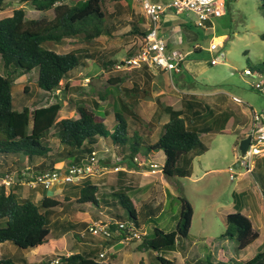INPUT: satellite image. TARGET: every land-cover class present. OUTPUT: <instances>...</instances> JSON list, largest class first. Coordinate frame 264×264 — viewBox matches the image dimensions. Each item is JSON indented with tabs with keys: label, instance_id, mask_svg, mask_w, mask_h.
<instances>
[{
	"label": "rangeland",
	"instance_id": "374dc122",
	"mask_svg": "<svg viewBox=\"0 0 264 264\" xmlns=\"http://www.w3.org/2000/svg\"><path fill=\"white\" fill-rule=\"evenodd\" d=\"M65 1L74 3L77 0ZM223 1V14L214 17L208 28L197 26L193 13L189 11L172 15V24L177 23L181 27V34L174 48L183 52L191 51L182 62V70L179 73L169 74L146 69L149 73L147 76L141 70L136 72L137 69H114L115 64L134 54L143 42L142 35L132 31V24L139 23L140 27L144 28L147 20L139 0H124L119 3L102 0L106 30L101 35L91 41L70 37L59 42L46 41L42 44L59 53L75 48L81 50V63L72 72V77L81 80L78 88L74 87L75 90L69 92L62 84L59 89L45 91L37 86L36 68L31 70V73L14 77L12 82L14 109L19 110L24 106H47L59 101L62 102L59 116L76 118L77 103H85L96 109V113L109 129L112 124H119L112 116L113 110H118V104L111 101L113 98H122L131 103L133 110L138 114V120L134 122L127 112H123L122 115L129 124V132L135 128L152 140L159 136L162 124L168 119L163 109L167 104L179 106L184 111L182 101L193 102L196 114L193 110H185L186 117L193 121L199 130L206 126L211 129L203 132L196 130L202 142L208 146L204 153L194 155L190 152L179 159L178 166L188 169L186 176H178L168 182L160 171H152L150 162L162 166V153L151 155L141 167L129 169L120 164L115 149L106 145L96 151V161L90 175L92 182L99 185L98 194L101 195L113 190L118 171L127 174L126 183L132 185L131 190H136L131 193L135 207L139 210L142 202H147V206L137 215L140 230L147 235L146 238L152 236L155 226L164 231L175 229L180 211L178 197L185 196L193 208L188 235L178 237L174 249L160 252L139 248L140 237L103 244L105 240L91 235L86 228L93 221H108L111 218L117 220L116 215H119L121 220H128L129 215L120 203L114 199V204L110 205L102 202H99V205L80 204L76 200V193L65 189L71 187L72 183L55 181L48 188L31 187L29 182L33 179L35 167H23L25 163L33 166L34 163L21 156L18 165L7 162L11 165L10 170L23 168L19 173L18 183L11 188L19 187L21 195H30L36 201L46 194L59 200L60 204L52 207L48 213L52 236L47 243L26 251L10 241H4L0 243L1 256L18 258L25 255L28 264H40L47 259H56L60 253L82 252L93 247L97 249L98 259H102L98 257V251L107 249L103 261L110 260L115 264H137L140 260L144 264H161L156 258L157 255L171 260V264H206V257L231 263L238 260L242 264L262 248L264 158L252 159L251 172L245 171L242 166L229 170L240 158L238 147L242 132L239 129H244L247 122L221 127L211 120L216 114L227 109L232 112L236 110L234 114L237 119L244 116L241 111H244L245 118H248L251 109L264 110V92L254 88V83L264 78V74L260 77L258 74H243L245 69L253 71L254 67L264 60V39L259 36L264 33V17L259 7L260 0ZM5 2L4 9L0 11V18L11 15L15 8H23L26 20L53 16L52 10L40 11L28 3H20L19 0ZM174 34L173 29L167 31L169 37ZM212 40L217 41L220 47L218 50L225 53L223 62L210 63V59L217 54V50H207ZM194 47L199 48V51H194ZM104 62L106 63L103 65ZM0 72L5 74L2 67ZM119 77L122 81L115 84L113 79ZM135 84L137 87L133 88ZM189 119L186 118L188 124L194 126ZM48 137L52 150L61 149L55 135ZM59 161L55 167L57 170H63L69 163L68 160ZM230 173L234 175L233 179L230 178ZM128 194L130 195L129 191ZM65 195L67 197H64ZM156 205L159 206L157 209ZM40 210L43 211V208ZM235 211L247 215L253 228L259 233L258 238L243 250L237 249L235 238L224 235L225 217ZM2 225H5L4 221L0 222V226ZM17 260L18 264H22L19 258Z\"/></svg>",
	"mask_w": 264,
	"mask_h": 264
},
{
	"label": "trees",
	"instance_id": "16d2710c",
	"mask_svg": "<svg viewBox=\"0 0 264 264\" xmlns=\"http://www.w3.org/2000/svg\"><path fill=\"white\" fill-rule=\"evenodd\" d=\"M109 1L124 2V0ZM19 2L28 3L40 11L52 10L53 16L26 20L23 8H15L11 15L0 18V67L5 70V74L0 72V173L13 171L20 173V168L10 170V166L18 165L21 156L26 161L34 163V166L25 163L29 168L35 167L33 174L55 169L59 160L81 164L89 159L93 151L100 148V140H104L113 146L119 156L120 164L126 165L129 169L141 167L139 163L147 161L151 155L161 150L164 155L161 167L163 175L168 180L186 176L188 169L178 166L179 159L190 152L199 155L208 149L196 131L197 125L184 113L185 110L188 112L195 107L189 100L182 101V105L185 106L184 111L181 107L172 104L165 106L164 111L168 119L162 124V131L155 140L143 136L135 128L131 133L129 132V124L122 114L127 112L134 122H137L138 114L133 110V105L122 98H113L111 101L118 104V110L114 109L112 116L117 123L119 122L112 124L111 129L105 126L96 109L90 108L85 103H77L76 118L59 116L62 107V102L59 101L41 107L24 106L19 110L13 108L14 77L31 73L34 68L37 69V86L45 91L59 89L60 85L64 84V88L72 92L75 90L74 87L78 88L80 85V78L72 77V72L81 63V50L75 48L59 53L44 47L42 45L44 42H59L70 37L91 41L106 30L102 0L81 2L77 0L74 3L65 0H19ZM5 3V0H0V11L4 9ZM259 7L264 17V0H260ZM137 24H132V31L143 36L146 29ZM259 36L264 39V33ZM194 51H199V48L194 47ZM142 70L149 76L146 69L142 68ZM251 72L262 76L264 60ZM120 81H122L121 77L113 79L115 84ZM135 87L137 84L133 88ZM193 111L196 114V110ZM186 118L194 126L191 127ZM52 134L58 138L61 149L50 148L48 136ZM242 138L244 136H241ZM9 161L11 165L7 164ZM124 175L123 171H118L116 187L106 194H98V185L92 182L90 177L72 183L71 187L78 188L75 189V193L76 200L80 204L99 205V202H102L110 205L114 204L112 200L116 199L127 211L129 219L125 221L121 220L119 215H113L118 218L117 220L111 218L113 222L124 221L126 225L122 229H117V224H111V229L116 232L111 240L105 242L121 241L137 230L141 238L139 248H149L157 252L174 249L177 238L188 235L193 214L189 201L183 195L178 197L179 220L174 230L164 231L155 226L152 236L146 238L147 235L140 230L137 215L147 206V202L143 201L139 210L135 207L131 193H135L136 190H131L132 185L126 183ZM59 204V200L46 194L36 201L30 195H20L14 188L7 189L5 186H0V222H5V225L0 226V243L10 241L26 251L47 243L52 236L48 213L52 207ZM158 207L156 205L155 209ZM41 208L43 211L40 210ZM224 235L231 239L235 238L237 249L243 250L258 238L259 233L253 228L252 221L247 215L235 211L225 217ZM96 251L97 249L94 248L89 251L60 254L56 259H47L40 264H115L110 260L103 261L104 257L98 259ZM18 258L22 264L29 263L25 255ZM18 258H4L0 254V264H18ZM156 258L161 264H171V260L161 255H157ZM205 260H207L206 264H240L238 260H233L232 263L214 261L208 257ZM137 264L144 262L140 260ZM242 264H264V245Z\"/></svg>",
	"mask_w": 264,
	"mask_h": 264
},
{
	"label": "built area",
	"instance_id": "2783aa9c",
	"mask_svg": "<svg viewBox=\"0 0 264 264\" xmlns=\"http://www.w3.org/2000/svg\"><path fill=\"white\" fill-rule=\"evenodd\" d=\"M144 16L147 20L146 31L142 36V44L139 49L114 65V69L131 71L132 69H141L146 67L155 72L179 73L182 70V62L191 53V51L183 52L176 48H168L165 35L161 30L162 16L171 11L174 14H179L184 11L193 13L195 17V24L201 28L210 27V23L214 17H219L224 12L223 0H139ZM219 43L217 41H210L207 47L209 52L217 50V54L210 59L211 64L223 62L225 53L218 50ZM257 75V73L253 72ZM251 70L245 69L243 74L252 75ZM259 75V74H258ZM260 77V75H259ZM254 88L264 92V79L254 83ZM250 136L248 147L243 155H240V165L245 168V171L251 172L253 170V158H264V110H251V126L246 136ZM96 151H93L87 161L81 164L68 163L63 170H47L33 175V179L29 182L31 187L42 186L48 188L55 181L64 183H78L83 178L90 177L93 172V166L96 161ZM141 162L139 164H143ZM152 171L161 170V167L156 162H150ZM233 167H230L231 170ZM22 172V170H20ZM24 172V171H23ZM230 178L234 175L230 173ZM19 173L16 171L0 173V186H5L7 189L18 183ZM111 224H117V229L125 227L124 221H115L111 219L108 221H94L87 226V230L91 235L102 238V240H111L115 235L114 230L111 229ZM84 235V234H82ZM140 237L137 230L131 233L125 239H132ZM123 239V240H125ZM122 241V240H121ZM105 257V252L99 253V258ZM57 262V260H55Z\"/></svg>",
	"mask_w": 264,
	"mask_h": 264
},
{
	"label": "crops",
	"instance_id": "0c3cea01",
	"mask_svg": "<svg viewBox=\"0 0 264 264\" xmlns=\"http://www.w3.org/2000/svg\"><path fill=\"white\" fill-rule=\"evenodd\" d=\"M172 15H174V13H172L171 11H167L163 16H162V19H161V30L163 31V33H164V35H165V39H166V42H167V44H168V48H170V49H172V48H174V46L177 44V40H178V37L180 36V34H181V27L177 24V23H175V24H172V22L170 21V20H172ZM174 30L175 31V34L173 35V36H171V37H169L168 35H167V31H169V30ZM144 69H147L146 67H143ZM144 72L143 70H142V68L141 69H137V71L136 72ZM165 108V107H164ZM163 108V109H164ZM227 109V108H226ZM252 110V109H251ZM236 111V110H235ZM235 111L234 112H232V111H228V109L227 110H222L221 112H220V114H216L213 118H212V122H214L215 124H217V125H219V126H227L228 124H231V123H237V122H241V123H244L245 124V122H247L246 124H247V126L244 128V129H239V130H241V132H242V136H246V134H247V132H248V130L250 129V126H251V114L250 115H248L249 117L248 118H245L246 116H245V112L244 111H241L240 113H242V114H244V116H242L241 117V119H237V117L235 116ZM210 130L211 129V127L210 126H206V127H204V128H202V130ZM245 130V131H244ZM241 139V138H240ZM100 143H101V145H100V148L97 150V151H100V149H102V147H103V145H106V146H110L112 149H113V146L112 145H109V144H107L106 143V141H104V140H100ZM158 153H162V155H163V152L160 150V151H157V152H155L154 154H158ZM147 161H148V159H147ZM151 161H153V160H151ZM163 161H164V155H163ZM237 162V161H236ZM235 162V163H236ZM59 163V162H58ZM235 163H233V165L235 164ZM162 165H163V163H162ZM31 167V166H30ZM23 168H29V166L28 165H25V167H23ZM23 168H21L20 170H22ZM125 173V172H124ZM160 173H161V175H162V177H164L166 180H168L164 175H163V173H162V171L160 170ZM124 178H125V180H126V178H127V174L125 173V175H124ZM117 180H118V172H117V179H116V184H115V187H116V185H117ZM168 182H169V180H168ZM97 184V183H96ZM129 184V183H128ZM98 185V184H97ZM130 185V184H129ZM114 187V188H115ZM18 188L19 187H16V189H15V191H17V193H21V192H19L18 191ZM113 188V189H114ZM65 189L66 190H71V191H73V192H76V190H75V188H72V187H65ZM98 190H99V185H98ZM99 192V191H98ZM102 194H106V193H102ZM21 195V194H20ZM23 196V195H22ZM64 197H67V195H65ZM94 222V221H93ZM92 223V222H91ZM90 223V224H91ZM118 241H116L115 243H117ZM105 243V241H103V244ZM114 243V244H115ZM38 248V247H37ZM36 248V249H37ZM92 249H94L93 247L92 248H88V249H85L86 251H89V250H92ZM107 249H102V250H100V251H98L99 253L100 252H105V253H107V251H106ZM61 254V253H60ZM99 256V255H98ZM114 258V257H113ZM114 261L115 260H117V259H113Z\"/></svg>",
	"mask_w": 264,
	"mask_h": 264
},
{
	"label": "water",
	"instance_id": "95a60500",
	"mask_svg": "<svg viewBox=\"0 0 264 264\" xmlns=\"http://www.w3.org/2000/svg\"><path fill=\"white\" fill-rule=\"evenodd\" d=\"M250 141V136L247 135L244 138L240 139L239 142V151H240V155H243L248 147ZM240 165V160L238 159L237 162L233 165V168L239 167Z\"/></svg>",
	"mask_w": 264,
	"mask_h": 264
}]
</instances>
